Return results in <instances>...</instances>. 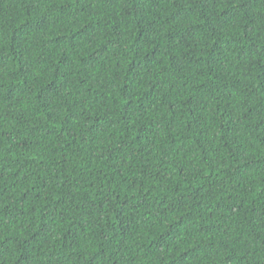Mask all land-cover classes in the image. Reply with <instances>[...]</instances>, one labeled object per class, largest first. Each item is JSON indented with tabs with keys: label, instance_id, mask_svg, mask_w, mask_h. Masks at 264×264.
<instances>
[{
	"label": "trees",
	"instance_id": "obj_1",
	"mask_svg": "<svg viewBox=\"0 0 264 264\" xmlns=\"http://www.w3.org/2000/svg\"><path fill=\"white\" fill-rule=\"evenodd\" d=\"M0 264H264V0H0Z\"/></svg>",
	"mask_w": 264,
	"mask_h": 264
}]
</instances>
